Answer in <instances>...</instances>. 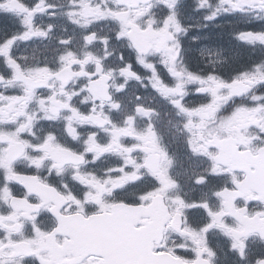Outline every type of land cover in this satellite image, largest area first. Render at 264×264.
I'll return each instance as SVG.
<instances>
[{
	"label": "snow or ice",
	"instance_id": "obj_1",
	"mask_svg": "<svg viewBox=\"0 0 264 264\" xmlns=\"http://www.w3.org/2000/svg\"><path fill=\"white\" fill-rule=\"evenodd\" d=\"M0 264H264V0H0Z\"/></svg>",
	"mask_w": 264,
	"mask_h": 264
}]
</instances>
